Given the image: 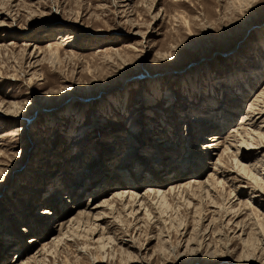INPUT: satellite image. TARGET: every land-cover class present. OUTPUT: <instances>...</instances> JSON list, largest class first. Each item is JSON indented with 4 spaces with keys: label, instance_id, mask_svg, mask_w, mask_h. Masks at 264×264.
<instances>
[{
    "label": "rangeland",
    "instance_id": "374dc122",
    "mask_svg": "<svg viewBox=\"0 0 264 264\" xmlns=\"http://www.w3.org/2000/svg\"><path fill=\"white\" fill-rule=\"evenodd\" d=\"M261 93L264 0H0V264L36 251L29 264H264ZM250 103L254 145L233 143ZM197 111L211 124L192 127ZM183 179L207 190L177 188L134 216L104 205L91 218L103 236L81 221L49 244L56 212Z\"/></svg>",
    "mask_w": 264,
    "mask_h": 264
},
{
    "label": "bare ground",
    "instance_id": "6f19581e",
    "mask_svg": "<svg viewBox=\"0 0 264 264\" xmlns=\"http://www.w3.org/2000/svg\"><path fill=\"white\" fill-rule=\"evenodd\" d=\"M258 69V68H257ZM253 74H256V73H253ZM260 74V73H259ZM256 76H257V74H256ZM260 95V94H259ZM263 96H264V93H261V96L260 97H262L263 98ZM259 97V96H258ZM262 100H264V99H262ZM256 102V101H255ZM264 102V101H263ZM257 103H261V102H257ZM206 105V104H205ZM204 105V106H205ZM199 106H201V105H198V107ZM207 106V105H206ZM205 106V108H206V110L208 109L207 107ZM213 107L215 106V105H212ZM201 108V107H200ZM204 108V107H203ZM258 107H256L255 105H253V103L251 104L250 103V105L249 106H247V111H246V113H247V115L249 116V115H251V117H249L248 118V116H245V117H243V118H241L240 120V122H239V124H238V126H237V128H236V130H235V132H233L234 133V136H233V134H232V137H233V143H236V144H238V143H240V145H242V144H249V146H252V145H254L253 143V140H252V138H251V140H249L248 139V136H249V132L248 133H246V131H247V129H245V127L246 126H250V125H255V123H256V120H255V116H253V115H256L255 114V110H258L257 109ZM195 110H199V109H195ZM197 112H199V114H197V115H193L191 118H190V122L189 123H192V127H195V125H201V126H203L202 124H208V125H210L211 123L209 122V120H210V118H211V116H213V112H203V111H197ZM258 113L257 114H260L261 113V110H258L257 111ZM205 113H206V115H205ZM255 117V118H254ZM226 118L227 119H230V115H226ZM246 123V124H245ZM193 124H195V125H193ZM220 124V125H219ZM226 122H224V121H218L217 122V124L214 126L215 127V129H221V128H224L225 126H226ZM136 134V133H135ZM217 133H214V134H211L210 136H209V141L208 142H206V144H204L205 146L202 148V151H206L207 153L206 154H208V153H210V151H215L216 149H217V141L219 140V136L218 135H216ZM259 137V139H261V135H258ZM238 137H239V139H238ZM250 138V137H249ZM199 140H202V138H199ZM154 142H156V141H158V140H153ZM261 143V142H260ZM246 144V145H247ZM258 144V143H257ZM258 145H260V144H258ZM230 148H232L231 147V145H229V143H228V146L227 147H225L224 149H223V151L221 152V153H218V155L216 156V158H217V163L216 164H221L223 161H224V157L227 155V152H228V150L230 149ZM205 154V155H206ZM168 156H170V154L168 155ZM193 156H195V154H193ZM168 158V157H167ZM169 160V159H168ZM170 160H172V158H170ZM194 160L196 161V159L194 158ZM177 164V163H176ZM198 164V163H197ZM215 165V164H214ZM161 166V165H160ZM176 167V168H175ZM262 167L264 168V165H262ZM178 168V165H175V166H173V167H169V168H167V169H165V170H163L161 173H159V171L157 170V171H155V174H157V175H162L163 173H166V175H169L170 176V174L173 172L174 173V171H176L175 169H177ZM216 170V169H215ZM214 170V171H215ZM214 175H217V172L215 171L214 173H213V176ZM125 176V175H124ZM164 176H165V174H164ZM163 176V177H164ZM175 176V175H174ZM173 176V177H174ZM127 177V179L126 180H128V182L126 183V184H129L130 183V177H128V176H126ZM168 177V176H167ZM80 178V176L78 175L77 176V180ZM209 178H211L212 179V176H210ZM208 178V179H209ZM51 179V180H50ZM50 179H47L48 180V182L49 183H51L53 180H56V178H54V176L53 175H50ZM169 179V178H168ZM58 180H60V179H58ZM187 180V179H186ZM210 180V179H209ZM209 180L207 181L206 180V183L207 182H209ZM215 180V179H214ZM168 181V180H167ZM180 181V180H179ZM183 181V186H180V184H178V185H175V187L174 186H171L168 190H167V192H163V191H161V192H158V191H160L161 189V187L160 186H149L148 188H147V191H146V193H144L143 195H138V194H136L135 192H132V191H130V188H124L123 190L122 189H119L118 190V192L116 193V194H112V197L109 199V200H107V201H104V202H102L100 205H94V206H92V203L89 205V204H87V207H86V209H84L83 211H77V213L76 214H74L73 216H66L65 217V215H64V213H58V212H56L55 213V215L54 216H52V218L54 219L53 221H51L52 222V224L53 225H56V227L58 228V235L56 236V237H54V238H52L51 239V242L49 243V244H51V245H53V244H57L58 242H60V240H61V238L62 237H64V235H66V234H62V232H67V231H69V230H71V229H74V227L75 226H79L80 225V222L82 221H84L85 222V225H86V227H85V229L87 230L86 232L87 233H89V234H87L91 239H93V237L94 236H97V235H99L100 234V236H103L104 235V233H102V229H100V230H98V228L95 226V222L93 223V224H91V218H93V219H95L96 221L99 219V218H101V215H102V213L101 214H97V213H95L94 214V212L97 210V209H99L100 207L102 208L104 205H111V204H118L121 208H123V210H126V211H128V213L130 214V215H135V213L139 210V208L141 207L142 209H145V207H147V205L149 204V202L150 201H152L153 199H155V198H158V199H160L159 201H161V202H165L166 203V197H167V195H170L171 194V191H173V190H175V189H180V188H183V191H185V190H189V189H191V191L193 192L194 190H197V188H201V190L202 189H206L207 190V186L208 185H205L206 187L205 188H202V186L201 185H203V184H201L200 182L199 183H197V182H191V181H189V182H187V183H184V182H186L185 181V179H183L182 180ZM213 181V180H212ZM179 183H181V182H179ZM52 184L53 185H55L56 187L58 186V184L57 183H55V182H52ZM208 184V183H207ZM159 185V184H158ZM128 186V185H127ZM130 186H132L134 189L137 187V186H135L134 184H130ZM199 186V187H198ZM55 187V190H53L50 194L52 195L51 197H55V196H60L59 197V199H68V196L65 198V194L66 193H62L61 194V192H57V191H59V190H61V188L60 187H58V188H56ZM91 187V186H90ZM153 187V188H152ZM173 187V188H172ZM195 188V189H194ZM177 189V190H178ZM205 190V191H206ZM62 191H63V189H62ZM86 191H88V189L86 190ZM91 191V190H90ZM72 190H71V192H69L68 194H69V197H70V195L72 194ZM83 192V190L80 192V194ZM182 192V191H181ZM61 194V195H60ZM150 198H152V199H150ZM62 202V201H61ZM111 203V204H110ZM137 205V206H136ZM36 206V204H34L33 205V207H35ZM136 206V207H135ZM135 207V208H134ZM59 208V207H58ZM47 210V209H46ZM68 210V209H67ZM60 211H65V210H63L62 208L60 209ZM236 213V212H235ZM66 214H68V213H66ZM39 215H44V216H48L49 214L48 213H45L43 210L41 211V213L39 214ZM50 216V215H49ZM55 217H57L56 219H55ZM58 217L59 218H62L61 220L60 219H58ZM101 221V220H100ZM90 224V225H89ZM73 233V232H72ZM104 239L105 238H103V237H100V240H103L104 241ZM106 240V239H105ZM35 240H33L32 239V241L30 240V242H28V244L30 243V244H35ZM34 246V245H33ZM9 247V246H8ZM103 248V247H102ZM44 250V249H43ZM40 252H37L36 251V253H34V255L32 256V257H30L29 259L27 258V261L25 260V261H20V258L18 257L15 261H13V264H29L31 261H32V259L36 256V255H38ZM19 262V263H18Z\"/></svg>",
    "mask_w": 264,
    "mask_h": 264
}]
</instances>
